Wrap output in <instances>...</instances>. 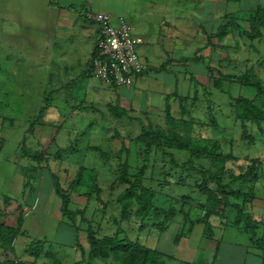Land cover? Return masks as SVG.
Instances as JSON below:
<instances>
[{
	"label": "rangeland",
	"instance_id": "374dc122",
	"mask_svg": "<svg viewBox=\"0 0 264 264\" xmlns=\"http://www.w3.org/2000/svg\"><path fill=\"white\" fill-rule=\"evenodd\" d=\"M51 2L53 3L49 6ZM196 3L197 0H0V196L11 198L7 207L3 201L0 202L4 209L0 220L17 226V220L21 219L14 246L18 260L35 259L26 249L31 241L37 240H44L45 251L52 254L49 259L44 253L37 264H75L82 259V251H88L86 225L81 224L76 229L68 218L61 215V201L55 193L52 179V174H56L62 187L68 188L80 166H86L89 170L85 178L91 180L96 176L102 189L101 196L108 203L107 208L98 209L96 195L87 200L83 195L84 189H79V193L74 195L72 208L87 207V217L96 227L98 235H112L120 228L121 236L139 239L149 247L163 252L166 255L165 264L210 262L212 252L207 251L208 239L202 240L201 248L193 249L201 239L203 225L195 227L190 241L176 244L175 237L182 231L183 221L180 215L164 232L151 224L142 228L141 220L135 216L130 220L121 219L116 202L120 192L112 191L111 185L119 173V163L128 158L130 173H135L137 165L143 163V157L139 154L140 145L130 141L140 133L139 123L118 121L112 127L91 128L87 117L73 115L61 127L58 121L59 110L62 109L60 111L68 116L71 107L64 102V99H68L66 90L53 94L54 81L51 77V73L55 72L53 61H58L62 52L68 50L71 45L69 38L80 32L78 25L69 28L60 24L59 13L63 8L109 14L112 15L115 25L118 24V18L122 17L132 23L131 26L136 31L137 19H152L153 24H156V18L167 14L168 9H193ZM225 55L230 57V61L222 64L226 66L224 72L240 73L247 67H252L264 83V38L256 40L252 49L241 45L238 49L225 51ZM59 76L62 78V75ZM57 78L55 81H59ZM223 82L225 92L217 88L213 90L215 106L209 113L206 110V96L201 95V90H197L200 101L192 109V116L196 118L194 137L200 140H221L223 151L232 149L239 158L229 163L237 172L240 166H247V157L260 158L261 180L257 185V195L263 200L264 132L250 121L247 123L248 132L253 136L254 142L249 143L242 139L243 128L241 122L236 120L230 100V95L254 98L257 91L252 86L236 81ZM192 92L193 98L195 90L192 89ZM49 97H52L50 102L54 105L49 103V106H45ZM211 118L217 121L218 127L213 126L209 120ZM154 119L156 123H161L157 116ZM114 131L118 132L117 137L109 139ZM41 133L44 134L43 137L40 136ZM24 144L33 149L48 150L44 153L45 159L41 163L27 159L22 155ZM123 146L126 151L122 153ZM59 148H70V151H62L57 155ZM100 150L111 155L109 162L105 161ZM157 158L158 156L152 158L154 161L150 165L154 162L157 164ZM33 166L35 171L31 169ZM27 173L31 178L30 187L25 186ZM160 190L157 204L164 203L163 206L170 205L172 200L171 197L166 199L167 194H174L176 197L189 192L188 187L184 186H165ZM193 195L194 192H191V196ZM261 211L260 207L254 208L259 219L264 215ZM200 212L198 208L193 210L192 218ZM116 218L118 224L115 223ZM212 222L216 225L219 219L213 218ZM188 228L189 225L186 229ZM216 232L221 234L219 229ZM225 239L228 242L225 243L227 247L234 250L227 259L234 264H240L242 258L240 252H237L239 248L230 244H247L248 234L239 233L235 227H228ZM253 251L256 249L251 248L250 252ZM54 260H58V263H54ZM255 261L258 263L257 259ZM96 263H100V260H96ZM248 263L252 264V261L249 260Z\"/></svg>",
	"mask_w": 264,
	"mask_h": 264
},
{
	"label": "trees",
	"instance_id": "16d2710c",
	"mask_svg": "<svg viewBox=\"0 0 264 264\" xmlns=\"http://www.w3.org/2000/svg\"><path fill=\"white\" fill-rule=\"evenodd\" d=\"M85 20L89 22L86 18ZM247 21L249 28L245 30L231 18L225 19L218 31L219 38L223 39L227 36L233 27L252 41L264 38V8L251 12ZM224 80L252 86L257 91L254 98L230 95L236 120L241 122L243 128L242 139L253 143L254 139L248 132L247 123L254 122L259 130L264 132V83L252 67L243 73L222 75L219 79H214V85L225 92ZM50 98L45 106L51 103ZM180 107L179 116H174L168 111L165 125L149 122L141 128L140 134L130 140L140 145L139 154L143 157V163L137 165L135 173L129 172L131 165L128 158L117 165L119 173L116 174L111 189L117 193L120 192L116 202L121 219L130 220L135 216L141 220L142 228L151 224L164 232L180 215L183 221L182 231H179L175 237V243L179 244L185 236L193 232L197 225H203L205 238L212 239L214 236L212 219L218 217L226 225L247 233L252 243L264 252V237L259 238L257 235L260 221L255 219L249 207L255 199L254 184L261 177V159L247 157V166H240L239 171H235L229 163L239 158L232 149L224 152L222 141L219 139H195L196 118L192 116L191 109L185 106ZM212 107L207 106L208 113ZM124 116H126L125 112L119 114L117 118ZM209 120L213 126L218 127L215 119ZM69 149L59 148L57 155H60L62 151H70ZM122 149L121 152L126 151L124 146ZM46 152L48 150L33 149L26 144L22 148V155L39 163L45 159ZM100 152L105 161H109V153L102 150ZM156 156H158L157 164L155 162L151 164L152 168L149 170L150 163ZM33 167L31 169L35 171L36 168ZM88 170L87 167L80 166L68 188L62 187L58 176L52 174L54 190L61 201L59 206L61 215L68 218L76 229H79L81 224L86 225L89 248L87 252L82 251V259L75 264H165L166 255L163 252L149 247L139 239H130L127 235L121 236L120 228L112 235H98L96 227L87 217V207L72 208L74 195L79 193V189H84L83 195L87 200L96 195L98 209L107 208L108 203L101 196L102 189L96 176L86 180ZM25 181H27L25 186L30 187L31 178L28 173L25 175ZM165 186L169 188L184 186L188 187L189 192L176 197L173 196L174 194H167L166 199L168 197L172 199L170 205L163 206L164 203L159 205L157 197L160 195V189ZM191 192H194L193 196ZM1 201L7 207L11 198L0 196ZM196 208L201 212L193 219L191 214ZM3 212L4 209L0 206V216ZM17 222V226H12L0 220V264H37L44 253L50 259L52 254L50 251H45L44 240L31 241L28 244L26 252L35 258L33 261L17 259L14 246L22 223L21 219ZM115 223L118 224L117 218ZM188 225L189 228L186 229ZM96 260H100V263H96ZM54 263H58V260H54ZM184 264L217 263L191 261Z\"/></svg>",
	"mask_w": 264,
	"mask_h": 264
},
{
	"label": "crops",
	"instance_id": "0c3cea01",
	"mask_svg": "<svg viewBox=\"0 0 264 264\" xmlns=\"http://www.w3.org/2000/svg\"><path fill=\"white\" fill-rule=\"evenodd\" d=\"M258 8H264V0H197L193 9H168L167 14L156 18V24H153L152 19H137L138 29L136 31L133 29V33L143 39L138 45V53L140 50V59L147 70L130 85L102 82L90 73V63L98 38V26L87 22L83 11L63 8L59 13L60 24L69 28L78 25L80 32L69 38L71 45L68 46V50L62 52L58 61H53L55 64V72L51 73L54 81L53 94L66 90L68 99H64V102L69 103L71 107L68 116L60 111L62 109L59 110L58 121L61 127L73 115L87 117L91 128L112 127L118 121H127L130 124L138 122L140 128L149 122L165 125L168 111L174 116H179L180 106L191 110L196 106L197 101H200L197 90H201V95L206 96V106H215L213 90L218 87L214 85V79H219L222 75L237 74L224 72L226 66L222 64L230 61L225 51L238 49L241 45L252 49L256 41L241 34L236 27L231 28L223 39L219 38L218 31L227 18H231L242 29L247 30L248 15ZM249 68L251 67H247L246 70ZM59 75H62V78ZM56 78L59 81H55ZM192 89L195 90L193 98ZM190 104L192 106H189ZM52 105L54 104L51 103ZM206 110L208 113L207 107ZM123 112L126 116L117 118ZM156 116L161 123L155 122ZM110 135L108 138L114 139L118 132L114 131ZM40 136L43 137L44 134L41 133ZM110 156L109 154V160ZM258 182L254 184L255 199L249 207L255 219L260 221L257 235L263 238L264 215L259 219L254 213V208L257 207L262 208L264 213V199H259L257 195ZM214 218L219 219V222L213 224L214 236L208 239L206 244L207 251L212 252L209 263L234 264L227 259L234 250L225 244L228 243L225 239L227 228L232 226L226 225L218 217ZM218 229L221 231L220 235L216 232ZM237 231L244 233L238 229ZM190 236L191 234L185 236L181 241H190ZM203 239L206 240L204 230L200 241L193 249L201 248ZM248 239L250 243L247 244L236 242L230 244L240 250L236 249L242 258L239 263L249 264L250 260L252 264H264V252L252 243L249 235ZM251 248H255L256 251L250 252Z\"/></svg>",
	"mask_w": 264,
	"mask_h": 264
},
{
	"label": "built area",
	"instance_id": "2783aa9c",
	"mask_svg": "<svg viewBox=\"0 0 264 264\" xmlns=\"http://www.w3.org/2000/svg\"><path fill=\"white\" fill-rule=\"evenodd\" d=\"M83 15L98 26L90 73L102 82L132 84L147 70L138 53L143 39L134 35L133 27L125 18L119 17L115 25L109 14L85 10Z\"/></svg>",
	"mask_w": 264,
	"mask_h": 264
}]
</instances>
